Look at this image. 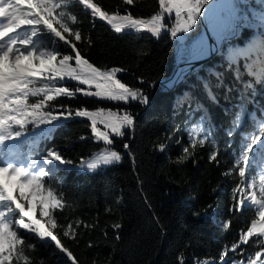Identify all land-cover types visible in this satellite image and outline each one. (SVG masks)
I'll list each match as a JSON object with an SVG mask.
<instances>
[{
	"label": "trees",
	"instance_id": "16d2710c",
	"mask_svg": "<svg viewBox=\"0 0 264 264\" xmlns=\"http://www.w3.org/2000/svg\"><path fill=\"white\" fill-rule=\"evenodd\" d=\"M91 2L110 15L131 14L133 19L145 21L162 16L161 33L155 36L147 25L116 33L78 0H69L57 10L65 13L71 27L81 31L82 40H72L82 55L102 70L121 68L117 78L147 94L149 103L113 102L82 94L50 102L54 115L85 108L131 112L134 127L125 129L123 138L110 133L112 145L97 141L90 121L75 117L74 111L72 118L40 129L29 125V133L19 141L26 156L37 157L39 164L46 151L56 149L73 161L72 166L45 165L51 171L43 181L45 189H51L63 205L53 213L57 228L52 231L72 256L50 238H38L14 225L13 230L24 240L17 246L22 249L20 257L27 261L14 254L11 264H253L257 253H264V237L254 234L241 242V236L258 219L259 205L251 197L264 199L259 191L264 137L253 146L246 176L239 177L237 169L241 166L239 154L250 136L264 125V51L247 56L238 53L264 39L260 19L264 0H234L233 17L226 14L223 48L171 90L156 87V83L201 46V30L183 37L177 32L172 37L175 12H164L159 0H133L131 5L126 0ZM38 42L62 54H73L46 32ZM218 80L224 87L218 86ZM57 86L69 90L87 87L71 80L57 82ZM228 86L233 90L226 92ZM38 99L30 97L29 102ZM237 111H241L238 128L233 126ZM98 127L107 131L103 125ZM124 144L129 147L125 149ZM161 145L164 151L159 150ZM109 150L118 151L121 160L94 170L82 163ZM213 154L216 160L211 159ZM238 198L246 204L238 207ZM34 209L41 219L38 206ZM20 218L18 212L13 215L14 220ZM68 224L73 230H68ZM64 231L69 235L64 236Z\"/></svg>",
	"mask_w": 264,
	"mask_h": 264
},
{
	"label": "snow or ice",
	"instance_id": "6c2138e0",
	"mask_svg": "<svg viewBox=\"0 0 264 264\" xmlns=\"http://www.w3.org/2000/svg\"><path fill=\"white\" fill-rule=\"evenodd\" d=\"M68 2L69 0H0V9L4 10V14L0 15L2 18L0 19V264H11L13 255L17 254L20 257L22 252L17 246L24 244V240L16 230H13L14 225L35 234L38 238H50L63 252L72 256L52 231L57 228V220L53 213L57 209H62L63 205L51 189H45L43 181L51 171V168L46 171L45 165L72 166L73 161L56 149L46 151L39 164L35 162L37 157L26 156L25 146L19 141L29 133V125L40 129L41 126L72 118L74 111L75 117L87 118L90 121L91 133L94 134L95 139L107 145L113 144L110 133L123 138L126 135L125 129L134 127V115L129 111L120 114L118 111H105L103 108L97 111H89L86 108L65 109L59 115H54L50 102L58 97L75 98L77 94H82L113 102L138 101L142 105L149 103L147 94L128 87L117 78V74L122 71L121 68L102 70L82 55L77 44L72 40L74 37L76 42L81 41V31L75 30L67 23L64 12L57 11ZM78 2L84 8L90 9L93 17L106 21L116 33H121L126 28L139 30L145 25L155 36L161 33L162 16L160 15H153L150 21H145L133 19L131 14L110 15L91 0H78ZM126 2L131 5L133 0ZM208 2L209 0H159L164 12H175L177 24L172 29L171 36L175 37L178 31L188 33L197 24L199 16L207 15L208 10L204 9V5ZM218 7L230 10L232 6L224 4ZM76 19L75 15L71 16L73 24ZM260 19L264 21V16ZM209 22L217 39L222 38L228 30V18L210 17ZM44 32L63 42L73 54H62L57 48L39 43V37ZM259 51H264V39L254 42L238 54L247 56ZM196 52L197 50L194 49L191 59L199 58ZM65 80L76 81L87 87L69 90L66 86H57V82ZM37 84L41 86L38 87ZM218 86L224 87L219 80ZM248 87L252 86L248 85ZM231 90H233L231 86L225 88L226 92ZM30 97L39 99L30 103ZM210 98L216 100L215 96ZM242 108L243 106L241 111ZM241 111L234 114V127L240 126ZM253 116L255 117V114ZM98 125H103L107 131H101ZM231 134L230 131L229 135ZM262 137H264V125L260 127L258 134L250 136L249 142L239 154L238 162L241 165L237 169L239 177L246 176L245 166L249 165L253 146L261 141ZM35 139L36 137L33 136V140ZM123 147L127 149L129 146L124 144ZM159 150L164 151V146L161 145ZM121 158L118 151L109 150L95 160L82 163H86L88 169L94 170L101 164L109 165L114 161H120ZM211 159L216 160L215 154ZM259 180V191L264 194V175H261ZM37 196L41 197L35 200L41 219L36 218L33 207V200ZM237 196L239 197V192ZM251 201L259 205L258 219L251 221L250 228H247L245 234L241 236V242H247L254 234L264 237V199L258 200L253 195ZM245 204L244 199L238 198V207ZM17 212L22 218L14 220L13 215ZM23 218H27V222ZM67 228L71 231L73 225L68 224ZM69 231H64L63 235L68 236ZM20 258L27 261V257ZM262 259L264 253H257L253 264H259ZM204 264L209 262L205 261Z\"/></svg>",
	"mask_w": 264,
	"mask_h": 264
},
{
	"label": "water",
	"instance_id": "95a60500",
	"mask_svg": "<svg viewBox=\"0 0 264 264\" xmlns=\"http://www.w3.org/2000/svg\"><path fill=\"white\" fill-rule=\"evenodd\" d=\"M222 0H209V2L204 5V9H207V7L214 2L215 4H218ZM247 1H253V0H244V2ZM202 9V12L204 11ZM199 21L197 24L200 25L202 29V33H204L209 41V50L206 56L197 58V59H191L193 53L189 56L187 60L181 63H177L171 73L166 76L159 79L156 83V87H162L165 90H171L175 87H177L187 76L194 73L199 67L204 65L205 63L209 62L224 46L225 40H226V32L224 33L222 37L221 43H217L216 38L214 37V34L209 26L208 21H206L203 18V15L199 16ZM180 32V31H178ZM135 133V128H134ZM128 153L130 157L132 158V161L134 162V167L136 168V163L134 160V156L130 149H128Z\"/></svg>",
	"mask_w": 264,
	"mask_h": 264
},
{
	"label": "bare ground",
	"instance_id": "6f19581e",
	"mask_svg": "<svg viewBox=\"0 0 264 264\" xmlns=\"http://www.w3.org/2000/svg\"><path fill=\"white\" fill-rule=\"evenodd\" d=\"M220 5H224V0L220 1L218 4H215L214 2H212L207 7V10H208L207 15H203V18L206 21H208L209 26H210V22H209L210 17H219V18L222 19V11H223V9L218 7ZM211 30H212V28H211ZM212 32H213V30H212ZM202 34L204 35L203 36L204 40L202 39L203 42H202L201 46L197 49V52H196V54L198 55L199 58L206 56L207 53H208V50H209V41H208V39H207V37H206V35L204 33H201L200 37H201ZM214 37L216 38L217 43H221L222 38L217 39L216 35H214Z\"/></svg>",
	"mask_w": 264,
	"mask_h": 264
},
{
	"label": "rangeland",
	"instance_id": "374dc122",
	"mask_svg": "<svg viewBox=\"0 0 264 264\" xmlns=\"http://www.w3.org/2000/svg\"><path fill=\"white\" fill-rule=\"evenodd\" d=\"M233 3H234V0H224V4H231V5H233ZM229 14V16H230V18H232L233 17V15H234V9L231 7V9L230 10H223L222 11V19L223 18H225L226 17V14ZM4 14V10L2 9V12H1V15H3ZM198 21H199V18L197 19V23H198ZM201 30V33H202V29H201V27H200V25L199 24H196L188 33H183V32H179L180 33V36L181 37H183V36H186V34H193V35H195L196 34V32L198 31V30ZM203 34L201 35V37L199 36V40H200V45L202 44V42H203V40H204V38H203ZM186 38V37H185ZM203 39V40H202ZM191 55V54H190ZM260 72V71H259ZM41 197H39V196H37V197H35L34 198V200H33V207L35 208L36 207V205H35V200H39Z\"/></svg>",
	"mask_w": 264,
	"mask_h": 264
}]
</instances>
